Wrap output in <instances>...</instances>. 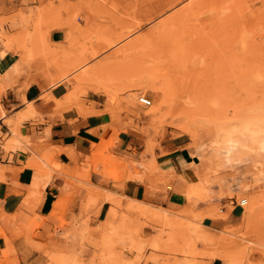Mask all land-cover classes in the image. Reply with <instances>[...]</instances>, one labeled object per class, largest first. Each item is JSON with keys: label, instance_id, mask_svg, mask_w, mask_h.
<instances>
[{"label": "rangeland", "instance_id": "obj_1", "mask_svg": "<svg viewBox=\"0 0 264 264\" xmlns=\"http://www.w3.org/2000/svg\"><path fill=\"white\" fill-rule=\"evenodd\" d=\"M22 3L24 10L0 17V39L15 58L7 63L9 81L20 89L63 83L80 116L103 122L98 142L74 167L38 155L37 169L60 173L66 191L88 190L85 218L48 233L35 247L39 264H264V0ZM54 28L64 30L63 42L50 41ZM25 104L27 112L15 117L0 106L5 148L18 147L19 123L39 113ZM122 131L133 135V146L116 147ZM175 136L193 163L177 165L167 145ZM99 179L113 187L135 180L163 197L182 179L184 204L162 208L103 195ZM242 197L243 207L230 203ZM104 199L106 218L91 222ZM38 225L32 219L14 231ZM67 244L75 251L66 253ZM0 264H20L11 240Z\"/></svg>", "mask_w": 264, "mask_h": 264}, {"label": "crops", "instance_id": "obj_2", "mask_svg": "<svg viewBox=\"0 0 264 264\" xmlns=\"http://www.w3.org/2000/svg\"><path fill=\"white\" fill-rule=\"evenodd\" d=\"M24 1L29 0H0V17L8 16L19 8L24 10L27 5L22 3ZM2 28L7 29V24H2ZM64 38L63 29L54 28L49 33L52 42L61 43ZM14 59L13 54L4 49L3 40L0 39V106L7 111L13 109V117L27 112L25 103H31L33 110L39 113L19 123L20 139L15 149L4 147L6 139L3 135L9 132L0 121V226L3 231L0 235V249L6 247V239L11 240L20 264H39L40 252L35 247L47 241L48 233L56 227L62 231L69 227L67 223H79L85 218L84 206L88 190L79 187L75 188L74 193L69 191L71 189L66 191L62 187L60 173L50 169H37L38 155H43L45 159L47 157V160L50 157V161L60 166L74 167L77 161H82L89 155L91 145L98 142L101 133L99 126L103 122L100 115L80 116L76 108L65 101L67 90L63 83L48 89H43L37 83L20 89L17 81L10 82L7 63ZM27 139L29 145L25 143ZM167 145L172 146L173 149L169 152L174 153L173 159L177 161V165L183 167L194 162L189 159L190 150L180 136H175ZM131 146L132 134L122 131L116 136L117 148L126 149ZM92 153L93 151L91 156ZM34 181L37 182L36 185ZM103 182L105 180L99 179L96 184L103 195L106 191L114 192L124 200L142 201L162 208H176L184 204L182 179L172 181V187L165 191V197L161 192L148 191L142 183L135 180H125L119 187L105 185ZM58 200L65 207L62 212ZM57 207L59 209L55 212ZM108 207V201L102 200L97 212L89 218L91 222L103 221ZM32 219L39 225L30 233L26 234L25 230L15 233V226ZM61 221L64 224L58 226ZM27 236L33 238L35 245L25 244ZM61 247L66 253H72L76 248L72 244ZM208 264H222V261L213 258Z\"/></svg>", "mask_w": 264, "mask_h": 264}, {"label": "bare ground", "instance_id": "obj_3", "mask_svg": "<svg viewBox=\"0 0 264 264\" xmlns=\"http://www.w3.org/2000/svg\"><path fill=\"white\" fill-rule=\"evenodd\" d=\"M148 2H149V1H148ZM154 3H155V2H154ZM138 4H139V3H138ZM153 5H154V4H153ZM161 9H162V8H161ZM139 11H140V10H139ZM157 11H158V10H157ZM160 14H161V13H158L157 16L160 15ZM151 19H152V18H151ZM107 56H110V55H107ZM107 56H105V57H107ZM100 65H101V64H100ZM93 68H94V67H93ZM89 69H90V68H89ZM89 69H88V70H89ZM88 70L85 69V71L82 72V74H80L78 77H74V78H75V79H77V78L81 79L82 77H84V76L86 75V73H87ZM87 75H88V74H87ZM160 87H161V85H160ZM160 87L157 86V87H155V88L160 89ZM163 92H164V91H163ZM161 93H162V92H161ZM62 96H63V95H62ZM71 98H72V97H70V94H66V96H65L64 99H65V101H70ZM46 99H47V98H46ZM75 103H76V102H75ZM103 141H104V140H103ZM101 143L103 144L102 139H101L100 144H101ZM100 144H99V145H100ZM97 145H98V144H97ZM99 147H101V146H99ZM95 150H97V149H95ZM97 151H98V150H97ZM97 151H96V152H97ZM96 152H93L92 155H93V156L96 155V154H97ZM242 198H245V197H242ZM242 198H240V199H242ZM240 199H239V200H240ZM239 200H238V201H239ZM245 200H246V203H247V198H245ZM237 206H238V205H237ZM239 207H241V206H239ZM244 223H245V222H244ZM261 243H262V242H261ZM218 244H219V243H218ZM217 247L219 248V245H218ZM226 253H227V252H226ZM214 254H216L217 256L220 255V253H214ZM224 254H225V253H224ZM225 255H226V254H225ZM221 256H224V255L222 254Z\"/></svg>", "mask_w": 264, "mask_h": 264}, {"label": "built area", "instance_id": "obj_4", "mask_svg": "<svg viewBox=\"0 0 264 264\" xmlns=\"http://www.w3.org/2000/svg\"><path fill=\"white\" fill-rule=\"evenodd\" d=\"M138 101L144 105L150 104V100L146 98L144 95H138L137 97ZM230 203L233 204V206H241L243 207L246 204L245 198L240 199L239 201H234L233 199L230 200Z\"/></svg>", "mask_w": 264, "mask_h": 264}]
</instances>
